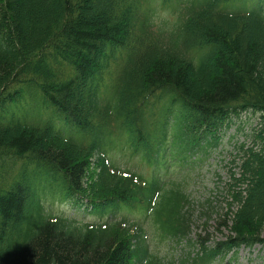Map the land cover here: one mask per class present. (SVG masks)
Returning a JSON list of instances; mask_svg holds the SVG:
<instances>
[{
	"label": "trees",
	"instance_id": "1",
	"mask_svg": "<svg viewBox=\"0 0 264 264\" xmlns=\"http://www.w3.org/2000/svg\"><path fill=\"white\" fill-rule=\"evenodd\" d=\"M162 1L176 18L154 27L148 9L137 13L145 0H0V105L29 88L45 116L0 123V264L131 263L141 227L51 216L48 199L100 217L145 201L161 236L186 234L178 185L155 206L159 187L122 177L103 154L116 134L132 146L142 139L157 92L178 102L163 126L187 140L182 158L216 146L228 114L259 113L226 187L231 211L221 226L230 234L220 249L202 245L194 264L263 243L264 0Z\"/></svg>",
	"mask_w": 264,
	"mask_h": 264
},
{
	"label": "rangeland",
	"instance_id": "2",
	"mask_svg": "<svg viewBox=\"0 0 264 264\" xmlns=\"http://www.w3.org/2000/svg\"><path fill=\"white\" fill-rule=\"evenodd\" d=\"M152 9L155 23L164 17L170 19L160 1H154ZM39 99L36 91L22 88V91L15 94L11 101L8 102L6 99V103L3 106L0 105V122L20 117L26 112L27 107L36 111V108L40 107ZM258 123L259 115L250 112L240 114L237 118L234 117L231 127L223 136L221 145L214 149L206 160L196 166L171 168L170 176L177 184L181 183L184 187V189L181 188L189 206L192 205V213L189 217L188 235L180 241L174 239L161 241L154 236L152 228L147 226L148 251L155 255L161 264H180L184 258L197 257L196 255L200 254L199 243L201 242L213 247V243L226 240L229 231L221 226V219L228 210L222 195L223 184L230 171L237 172V159L241 155L240 147L244 145L246 149L251 146L252 134L258 129ZM109 157L122 170H137L144 176H149L151 172V169L144 165L138 156H132L129 152L116 150ZM172 174L179 177L175 179ZM187 208L188 206L185 207ZM47 209L53 214L77 217L76 212L68 204L54 202L47 206ZM84 221L86 222L87 219ZM262 230L261 239L264 240V229ZM263 260L264 244L251 248L241 247L236 254H229L224 260H218L212 264H262Z\"/></svg>",
	"mask_w": 264,
	"mask_h": 264
}]
</instances>
